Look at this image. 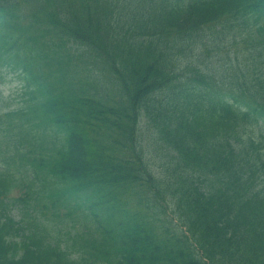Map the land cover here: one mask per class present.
I'll use <instances>...</instances> for the list:
<instances>
[{
	"label": "trees",
	"instance_id": "obj_1",
	"mask_svg": "<svg viewBox=\"0 0 264 264\" xmlns=\"http://www.w3.org/2000/svg\"><path fill=\"white\" fill-rule=\"evenodd\" d=\"M178 5L0 0V264H50L43 253L58 215L54 197L68 187L65 176L82 157L80 146L85 149L117 115L111 93L98 99L108 66L115 55L123 59L118 46L125 38L133 42L147 22L170 27ZM259 76L264 81V72ZM196 115L215 122L202 108ZM221 119L219 147L212 131L192 145L209 163H201L193 180L179 174L171 185L185 205L181 225L158 237L138 264H264V120L242 125ZM244 137L243 153L225 149L232 138ZM172 150L169 141L161 143L166 172L200 162L186 153L174 163ZM92 154L88 149L86 157ZM211 177L216 180L200 184Z\"/></svg>",
	"mask_w": 264,
	"mask_h": 264
}]
</instances>
